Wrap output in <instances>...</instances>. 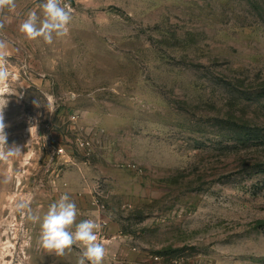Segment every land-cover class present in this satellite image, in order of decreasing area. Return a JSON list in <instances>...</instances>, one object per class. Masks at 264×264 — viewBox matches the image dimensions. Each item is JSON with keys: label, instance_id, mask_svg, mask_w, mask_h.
<instances>
[{"label": "rangeland", "instance_id": "rangeland-1", "mask_svg": "<svg viewBox=\"0 0 264 264\" xmlns=\"http://www.w3.org/2000/svg\"><path fill=\"white\" fill-rule=\"evenodd\" d=\"M70 2L52 44L20 31L38 0L0 12V101L22 151L0 161V264H77L31 219L60 177L77 222H109L103 264H264V0Z\"/></svg>", "mask_w": 264, "mask_h": 264}, {"label": "clouds", "instance_id": "clouds-1", "mask_svg": "<svg viewBox=\"0 0 264 264\" xmlns=\"http://www.w3.org/2000/svg\"><path fill=\"white\" fill-rule=\"evenodd\" d=\"M71 2L64 0H38L35 8L29 10L26 18L20 24V31L29 40L42 39L52 44L54 39L63 38L69 34L73 9ZM16 0H0V12H11L16 9ZM5 24L0 20V30ZM7 42L0 40V86L9 77V71L4 61V49ZM7 102L0 101V161H7L20 155L21 148L15 144L8 145L9 125L5 122V108ZM35 127L34 125L29 128ZM36 128V127H35ZM18 210H27L31 214L30 201H23L17 205ZM78 209L69 194H62L51 203L42 217L31 215L34 222L39 223L38 244L41 248L55 252L58 256L66 251L78 247L81 249L77 264H103L106 248L99 240L100 225L94 219H83L77 222Z\"/></svg>", "mask_w": 264, "mask_h": 264}, {"label": "built area", "instance_id": "built-area-1", "mask_svg": "<svg viewBox=\"0 0 264 264\" xmlns=\"http://www.w3.org/2000/svg\"><path fill=\"white\" fill-rule=\"evenodd\" d=\"M73 144L80 151H87L88 153H90L93 150V142L91 139L88 138L78 137L75 139ZM54 154L63 160L62 164L68 163L71 160L70 154L67 153L66 145L59 146L58 148H56ZM60 179H62V177H60ZM61 188V195L64 193L68 194L69 184L65 179H62L61 181ZM92 203L97 207V209L105 210V204L102 200L101 194L98 191H95V193H93ZM94 220L100 225V230L98 232L99 240L101 242H104L105 237L107 235L106 231L109 228V222L105 218H99Z\"/></svg>", "mask_w": 264, "mask_h": 264}, {"label": "crops", "instance_id": "crops-1", "mask_svg": "<svg viewBox=\"0 0 264 264\" xmlns=\"http://www.w3.org/2000/svg\"><path fill=\"white\" fill-rule=\"evenodd\" d=\"M62 179L64 180L65 178L64 177H62ZM66 180V179H65Z\"/></svg>", "mask_w": 264, "mask_h": 264}, {"label": "water", "instance_id": "water-1", "mask_svg": "<svg viewBox=\"0 0 264 264\" xmlns=\"http://www.w3.org/2000/svg\"><path fill=\"white\" fill-rule=\"evenodd\" d=\"M70 1H74V0H70Z\"/></svg>", "mask_w": 264, "mask_h": 264}]
</instances>
